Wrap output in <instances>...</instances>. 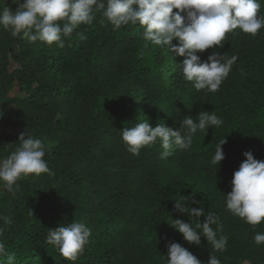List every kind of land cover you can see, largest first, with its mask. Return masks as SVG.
Wrapping results in <instances>:
<instances>
[{
    "label": "trees",
    "instance_id": "trees-1",
    "mask_svg": "<svg viewBox=\"0 0 264 264\" xmlns=\"http://www.w3.org/2000/svg\"><path fill=\"white\" fill-rule=\"evenodd\" d=\"M7 5L17 7L12 0ZM95 16L92 25L63 38V48L0 28V159L29 132L47 146L49 167L19 180L15 196L0 194V217L12 221L0 220V240L15 252L14 264H166L169 242L203 264L211 254L221 264H264V244L254 241L264 222L250 225L232 215L225 196L244 152L264 161V28L256 35L240 29L226 35L216 50L238 59L219 90L208 92L186 81L178 65L184 57L146 41L142 26L115 30L102 11ZM213 50L197 54L207 61ZM201 111L215 112L223 124L198 131L189 149H175L166 159L159 141L133 155L119 132L147 118L153 127L161 122L175 129ZM225 138V159L212 165L217 142ZM175 201L215 212L226 250L215 251L203 236L199 246L185 241L170 224L191 217L179 213ZM73 221L91 229L74 262L46 239L48 229Z\"/></svg>",
    "mask_w": 264,
    "mask_h": 264
},
{
    "label": "clouds",
    "instance_id": "clouds-1",
    "mask_svg": "<svg viewBox=\"0 0 264 264\" xmlns=\"http://www.w3.org/2000/svg\"><path fill=\"white\" fill-rule=\"evenodd\" d=\"M12 4L17 6L15 10L7 5V0H0V28L10 31L14 37L22 34V38L31 43H56L59 48L65 46L63 38L71 37L80 25H92L98 11H102L103 17L115 30L139 24L143 27L146 41L184 57L178 65L185 80L193 82L197 91H218L232 71L238 57L233 55L229 58L216 50L224 47L228 33L240 29L256 35L264 28V15L259 14L261 0H12ZM76 35L86 39L80 32ZM173 41L179 43L173 44ZM208 49L214 50L207 61H202L197 53ZM4 115L0 111V118ZM222 124L223 120L215 112L201 111L195 119L191 115L181 119L175 129L161 122L153 127L147 118L119 132L127 150L133 155H139L142 148L159 141L164 150L161 159H166L175 149H189L198 131ZM226 143V138L217 142L212 165L220 167L225 159L223 146ZM16 144L15 151L0 159V194L6 191L15 196L19 191V180L31 174L49 172L44 159L47 146L40 138H34L29 132L27 135L22 133ZM243 155L246 159L234 172L232 190L225 195L226 206L232 215L250 225H259L264 222V161L255 159L251 151ZM187 205L175 201V209L188 214L191 222L172 218L170 226L190 244L201 245L203 236L212 249L224 252L228 238L224 235L218 237L222 229L219 216L211 211L205 213L204 207L197 209ZM29 214L33 213L29 211ZM202 216L206 217L203 223L200 222ZM0 220L9 225L12 223L8 217H0ZM3 233L0 228V237ZM90 237L91 229L84 222L73 221L48 229L46 239L65 259L74 262ZM254 241L257 245L264 244V232H257ZM167 249L166 264H203L179 243L169 242ZM0 258H6L7 264L16 261L15 252L6 250L2 240ZM207 264H221V261L211 254ZM243 264H248V261Z\"/></svg>",
    "mask_w": 264,
    "mask_h": 264
}]
</instances>
